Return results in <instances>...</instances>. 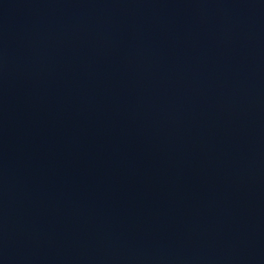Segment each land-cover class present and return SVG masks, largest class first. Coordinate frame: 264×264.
<instances>
[{
	"label": "water",
	"instance_id": "water-1",
	"mask_svg": "<svg viewBox=\"0 0 264 264\" xmlns=\"http://www.w3.org/2000/svg\"><path fill=\"white\" fill-rule=\"evenodd\" d=\"M0 264H264V0H0Z\"/></svg>",
	"mask_w": 264,
	"mask_h": 264
}]
</instances>
